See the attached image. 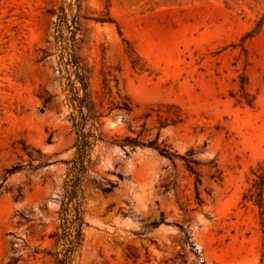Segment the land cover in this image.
Here are the masks:
<instances>
[{
	"label": "rangeland",
	"instance_id": "obj_1",
	"mask_svg": "<svg viewBox=\"0 0 264 264\" xmlns=\"http://www.w3.org/2000/svg\"><path fill=\"white\" fill-rule=\"evenodd\" d=\"M60 1L0 0V264L12 242L16 264H54L76 141L43 51ZM84 4L81 53L104 136L76 264H264V204L246 197L264 165V0ZM158 134L179 156L122 143Z\"/></svg>",
	"mask_w": 264,
	"mask_h": 264
},
{
	"label": "trees",
	"instance_id": "obj_2",
	"mask_svg": "<svg viewBox=\"0 0 264 264\" xmlns=\"http://www.w3.org/2000/svg\"><path fill=\"white\" fill-rule=\"evenodd\" d=\"M85 0H61L53 10L55 20L53 23L52 38L47 40L49 47L44 49V58L53 57L52 68L56 71L58 84L62 86L65 100L68 101L71 111L68 114L76 134L75 152L71 159L66 160L67 169L59 184L57 197L59 208L57 210L59 223L50 233L54 239V251H49L54 257V264H76V259L83 245L85 233V189L84 181L93 167L92 151L96 142L103 138L100 130V116L96 102L90 88L92 68L81 53L85 37L83 20L86 18ZM104 20V19H103ZM46 104L52 100L53 95L41 96ZM249 103L251 101L249 100ZM156 139L140 141L127 138L126 143L135 146L149 145L157 148L160 153L170 159L179 156L164 141ZM25 168L17 163L6 169L12 173ZM261 172L246 195L261 208L264 204V165ZM196 174H199L195 171ZM197 182L200 179L197 177ZM57 186V183L54 184ZM164 217L160 221H164ZM15 243L12 242V253L5 264H16L21 254H16Z\"/></svg>",
	"mask_w": 264,
	"mask_h": 264
}]
</instances>
